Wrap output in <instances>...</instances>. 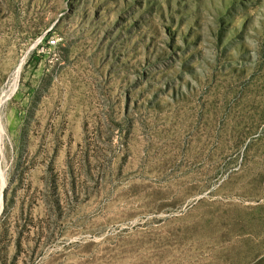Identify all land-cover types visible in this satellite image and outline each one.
Masks as SVG:
<instances>
[{"label":"rangeland","instance_id":"rangeland-1","mask_svg":"<svg viewBox=\"0 0 264 264\" xmlns=\"http://www.w3.org/2000/svg\"><path fill=\"white\" fill-rule=\"evenodd\" d=\"M0 264H264V0H0Z\"/></svg>","mask_w":264,"mask_h":264}]
</instances>
